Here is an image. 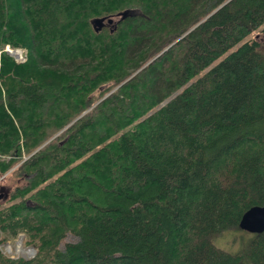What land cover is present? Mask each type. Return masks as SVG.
<instances>
[{"label":"trees","instance_id":"16d2710c","mask_svg":"<svg viewBox=\"0 0 264 264\" xmlns=\"http://www.w3.org/2000/svg\"><path fill=\"white\" fill-rule=\"evenodd\" d=\"M261 35L264 0H0V264H264L213 241L264 205Z\"/></svg>","mask_w":264,"mask_h":264},{"label":"rangeland","instance_id":"374dc122","mask_svg":"<svg viewBox=\"0 0 264 264\" xmlns=\"http://www.w3.org/2000/svg\"><path fill=\"white\" fill-rule=\"evenodd\" d=\"M118 18L117 17H113L114 20H116ZM261 38V43L262 45H264V36H260ZM4 49L6 50H12L15 51L16 55L10 54L8 52V54H10L12 57H14L15 61L17 62H24L27 59V54H26V50L20 47H12L9 44H5L4 45ZM8 50V51H9ZM19 54H21L22 58H20ZM16 56V57H15ZM24 60V61H22ZM0 181L2 183H4L6 180L4 179V176L0 177ZM248 232L239 229V230H234L232 231H228V232H223L220 235L214 237L213 241L216 245H218L219 247L226 249L225 251L228 252H233V251H237L240 247V245L242 246V240H240L241 238L247 237ZM240 240V241H239ZM2 251L8 255H10L11 257H24V258H29L31 256L34 255V253L36 252V249L33 248L32 246H30L29 244H27L26 241V237L24 234H19L16 238L11 239L10 241L6 242L5 244H3L1 246Z\"/></svg>","mask_w":264,"mask_h":264},{"label":"water","instance_id":"95a60500","mask_svg":"<svg viewBox=\"0 0 264 264\" xmlns=\"http://www.w3.org/2000/svg\"><path fill=\"white\" fill-rule=\"evenodd\" d=\"M128 10L118 14L120 18H125L128 15ZM113 17H100L93 20L95 31H100L105 24H111ZM239 228L249 233H261L264 231V205L251 206L241 216Z\"/></svg>","mask_w":264,"mask_h":264},{"label":"built area","instance_id":"2783aa9c","mask_svg":"<svg viewBox=\"0 0 264 264\" xmlns=\"http://www.w3.org/2000/svg\"><path fill=\"white\" fill-rule=\"evenodd\" d=\"M9 50V49H8ZM7 49H6V52L8 53H10V54H13V55H16V53H13V51L10 49L9 51H8ZM17 56V55H16ZM15 56V57H16ZM19 56H20V58H22V56H21V54H19ZM23 59V58H22ZM22 61H24V60H22ZM21 62V61H20Z\"/></svg>","mask_w":264,"mask_h":264},{"label":"bare ground","instance_id":"6f19581e","mask_svg":"<svg viewBox=\"0 0 264 264\" xmlns=\"http://www.w3.org/2000/svg\"><path fill=\"white\" fill-rule=\"evenodd\" d=\"M13 53H15V51H13Z\"/></svg>","mask_w":264,"mask_h":264}]
</instances>
